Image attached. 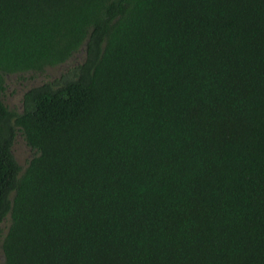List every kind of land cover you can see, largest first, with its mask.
<instances>
[{
  "label": "trees",
  "instance_id": "1",
  "mask_svg": "<svg viewBox=\"0 0 264 264\" xmlns=\"http://www.w3.org/2000/svg\"><path fill=\"white\" fill-rule=\"evenodd\" d=\"M80 50L22 112L4 103L7 75ZM0 248L2 264H264V0H0Z\"/></svg>",
  "mask_w": 264,
  "mask_h": 264
},
{
  "label": "rangeland",
  "instance_id": "2",
  "mask_svg": "<svg viewBox=\"0 0 264 264\" xmlns=\"http://www.w3.org/2000/svg\"><path fill=\"white\" fill-rule=\"evenodd\" d=\"M83 52L82 50L75 53V55L67 62L55 66L47 67L42 72H25L21 74H9L5 78V89L2 94L3 101L7 107L16 112L20 113L23 110V99L24 94L32 87L38 86L45 81L52 80L58 77L62 72L68 69V67L82 60ZM12 151L14 157L21 169L23 171L28 161L33 157L35 151L30 148L22 132L17 131ZM8 225V218L2 223L3 231L6 230ZM4 261V256L0 248V264Z\"/></svg>",
  "mask_w": 264,
  "mask_h": 264
}]
</instances>
